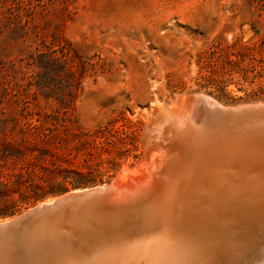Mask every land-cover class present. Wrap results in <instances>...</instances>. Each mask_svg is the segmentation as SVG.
<instances>
[{"label": "rangeland", "instance_id": "rangeland-1", "mask_svg": "<svg viewBox=\"0 0 264 264\" xmlns=\"http://www.w3.org/2000/svg\"><path fill=\"white\" fill-rule=\"evenodd\" d=\"M23 2L0 0V190L20 175L0 221L141 169L150 119L179 95L264 102L244 73L264 67V0Z\"/></svg>", "mask_w": 264, "mask_h": 264}, {"label": "water", "instance_id": "water-1", "mask_svg": "<svg viewBox=\"0 0 264 264\" xmlns=\"http://www.w3.org/2000/svg\"><path fill=\"white\" fill-rule=\"evenodd\" d=\"M188 98L179 139L175 143L168 136L173 155L167 165L176 159L182 170L207 169L213 179L228 176L232 187L264 188V102L228 106L202 93ZM201 129L208 131L205 137ZM168 130L172 135L175 128ZM158 184L130 182L121 192L112 181L39 202L0 221V254L10 264H114L119 254L129 260L137 248L128 254L123 242L110 244L109 239L124 236L131 243L126 229L131 212L139 221L132 228L145 233ZM120 214L126 217L117 219Z\"/></svg>", "mask_w": 264, "mask_h": 264}, {"label": "bare ground", "instance_id": "bare-ground-1", "mask_svg": "<svg viewBox=\"0 0 264 264\" xmlns=\"http://www.w3.org/2000/svg\"><path fill=\"white\" fill-rule=\"evenodd\" d=\"M189 104L188 95H179L175 104L161 106L145 130L146 162L138 171L119 174L113 181L121 192L130 187V182L161 186L149 201V225L145 233L132 228L139 225V221L134 220L137 216L131 212L127 214L130 221L126 227L132 234L131 243H127L124 236L109 239L110 244L123 242L129 249L128 254L137 248L129 260L119 254L114 264H257L258 255L264 257V229L261 227L264 228V188L253 191L240 185L232 187L229 183L232 178L213 179L215 174L207 169L198 173L194 172L197 169L182 170L176 159L167 165L173 155L168 136L175 143L179 139L178 123L186 115ZM169 126L175 128L172 135ZM201 130L205 137L208 131ZM188 132L191 130L185 133ZM155 150L158 152L150 158ZM125 217L117 215V219ZM239 224L249 228L245 231L258 230L261 241H255L252 233L239 234L235 227L241 226ZM1 255L0 264H10V258Z\"/></svg>", "mask_w": 264, "mask_h": 264}, {"label": "trees", "instance_id": "trees-1", "mask_svg": "<svg viewBox=\"0 0 264 264\" xmlns=\"http://www.w3.org/2000/svg\"><path fill=\"white\" fill-rule=\"evenodd\" d=\"M9 1L10 0H4V2L6 4ZM23 3H24L23 0H20V9H22V4ZM249 71L250 72H254L256 78L263 77V79H264V67L257 68L256 65H252V66H249V67L245 66L244 73H247ZM18 182H20V175L10 176V178H8L6 182H2L1 183L3 188H4V189L0 190V203L1 204H6V203H9V202L13 201V199L11 198V195H10V191H11L10 188L15 187V185Z\"/></svg>", "mask_w": 264, "mask_h": 264}]
</instances>
